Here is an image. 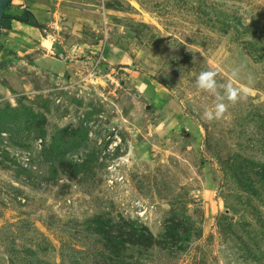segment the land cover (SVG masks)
Here are the masks:
<instances>
[{
	"label": "rangeland",
	"instance_id": "obj_1",
	"mask_svg": "<svg viewBox=\"0 0 264 264\" xmlns=\"http://www.w3.org/2000/svg\"><path fill=\"white\" fill-rule=\"evenodd\" d=\"M25 5L45 29L0 56V264H264V0ZM209 69L252 89L220 120Z\"/></svg>",
	"mask_w": 264,
	"mask_h": 264
},
{
	"label": "clouds",
	"instance_id": "obj_2",
	"mask_svg": "<svg viewBox=\"0 0 264 264\" xmlns=\"http://www.w3.org/2000/svg\"><path fill=\"white\" fill-rule=\"evenodd\" d=\"M217 70L201 71L196 78V86L205 92L215 95L216 103L212 109H206L203 113V118L207 121L220 120L224 117L228 110L229 104H235L240 99L246 98L252 91L249 86H237L234 81L238 75V70L234 69L232 72V79L227 83L218 84ZM251 83V81H249ZM223 90L222 93L220 90ZM227 101L228 103H225Z\"/></svg>",
	"mask_w": 264,
	"mask_h": 264
},
{
	"label": "crops",
	"instance_id": "obj_3",
	"mask_svg": "<svg viewBox=\"0 0 264 264\" xmlns=\"http://www.w3.org/2000/svg\"><path fill=\"white\" fill-rule=\"evenodd\" d=\"M25 7H27V6L25 5ZM27 8H29V7H27ZM29 10L32 11L36 15L37 19L40 18L39 15L36 13L35 9L30 8ZM12 25L13 26H17L19 28V31L10 32L13 29ZM7 31L9 33V36H11L10 38H12L10 40H13L14 42L12 43V42H10L8 40L10 43L8 42V43H6V45H3L2 42L0 41V44H1V46H0V56L2 55V51L3 50L8 54V53H11L14 50L13 47L14 48H18V47H16V45H14V43H18L19 42L21 48H23L24 50L20 51L21 50V48H20V49H18V52L20 53L19 55L21 57H24L29 52H32L33 50H35V49H32V51L29 50L28 47H29V45H31L30 41H32V39L39 41L40 37H42V34L40 33V31L37 28H34V27L29 26L27 24L20 23L18 21H12L11 29L7 30ZM31 36H32V38H30ZM10 47H11V49H10ZM6 48H8V49L5 50ZM107 52H108V57H109L110 51L107 50ZM41 58H44V57L40 56V57H37V58L33 59L34 63L37 64V65H40V66H45V67L47 66V67H49L52 70L54 69L53 66H55V65H54L53 61H55V60H53V57H50L49 60H47L48 62L43 60V59H41ZM57 67L58 68L55 69V71L58 74H60L61 72L69 71V63L68 64L65 63V64H62V65L57 66Z\"/></svg>",
	"mask_w": 264,
	"mask_h": 264
},
{
	"label": "trees",
	"instance_id": "obj_4",
	"mask_svg": "<svg viewBox=\"0 0 264 264\" xmlns=\"http://www.w3.org/2000/svg\"><path fill=\"white\" fill-rule=\"evenodd\" d=\"M9 4H10V0L8 2V5H7L6 10L4 12V15H3V19H2V23H1V29L10 30L12 21H18L20 23L27 24L29 26L37 28L41 34L43 33V31L45 29V25L42 23H39L38 19L36 18V16L34 15V13L32 11H30L28 8H25L19 14H9V13H7V10L9 8ZM0 46H1V44H0ZM103 65H104V63H103Z\"/></svg>",
	"mask_w": 264,
	"mask_h": 264
},
{
	"label": "water",
	"instance_id": "obj_5",
	"mask_svg": "<svg viewBox=\"0 0 264 264\" xmlns=\"http://www.w3.org/2000/svg\"><path fill=\"white\" fill-rule=\"evenodd\" d=\"M9 0H0V38H1V23L3 19L4 12L8 5Z\"/></svg>",
	"mask_w": 264,
	"mask_h": 264
},
{
	"label": "built area",
	"instance_id": "obj_6",
	"mask_svg": "<svg viewBox=\"0 0 264 264\" xmlns=\"http://www.w3.org/2000/svg\"><path fill=\"white\" fill-rule=\"evenodd\" d=\"M102 46V45H101Z\"/></svg>",
	"mask_w": 264,
	"mask_h": 264
}]
</instances>
